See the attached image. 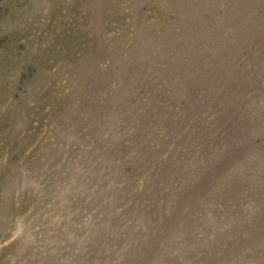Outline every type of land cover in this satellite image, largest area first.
I'll return each mask as SVG.
<instances>
[{"label":"rangeland","instance_id":"374dc122","mask_svg":"<svg viewBox=\"0 0 264 264\" xmlns=\"http://www.w3.org/2000/svg\"><path fill=\"white\" fill-rule=\"evenodd\" d=\"M0 264H264V0H0Z\"/></svg>","mask_w":264,"mask_h":264}]
</instances>
